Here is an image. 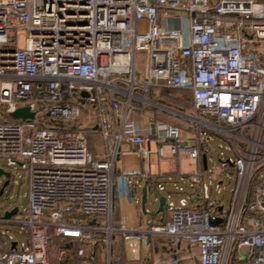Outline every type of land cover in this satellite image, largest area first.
<instances>
[{
  "label": "built area",
  "instance_id": "built-area-1",
  "mask_svg": "<svg viewBox=\"0 0 264 264\" xmlns=\"http://www.w3.org/2000/svg\"><path fill=\"white\" fill-rule=\"evenodd\" d=\"M152 89L191 91V110L159 104ZM23 107L34 119L11 121ZM152 109L178 115L186 129L133 119ZM210 134L235 156L223 162L235 177L227 211L204 179ZM93 135L105 143L100 158L89 147ZM166 149L198 170L191 193L166 197L163 222L147 230L115 221L119 202L135 205L137 180L148 177L126 157L161 162ZM0 160L10 174L2 187L14 188L19 172L29 184L26 208L0 204V264H52L53 241L67 239L81 264H112L117 235L144 246L147 235L186 243L199 264H231L234 254L241 264H264V3L0 0ZM150 189L155 199L165 191L154 182ZM10 227H20L17 240Z\"/></svg>",
  "mask_w": 264,
  "mask_h": 264
},
{
  "label": "crops",
  "instance_id": "crops-1",
  "mask_svg": "<svg viewBox=\"0 0 264 264\" xmlns=\"http://www.w3.org/2000/svg\"><path fill=\"white\" fill-rule=\"evenodd\" d=\"M213 2L215 0H212ZM261 3H264V0H257ZM152 98L157 101L159 104L171 108L174 111H182L188 113L191 108L182 110L177 108L178 105L183 106L184 103L192 104V92L188 90H173V89H163V90H154L151 91ZM164 103H162V102ZM143 118L145 124L150 123L151 121L163 123V122H172L183 126V129H186L184 126V121L178 115H173L172 113H167L164 111L151 110V114L142 117L139 114H134L133 119ZM118 131V126L115 124L114 132ZM109 149L114 147L113 141L109 142ZM89 147L91 152L96 157H101L105 152V143L99 135H93L89 139ZM167 159L164 161H159V158L156 155H152L148 160H144L137 156L135 153L128 155L126 158L134 162L135 167H138L146 173L148 177L146 179H138L134 187V195L136 199L135 205H129L124 201H120L118 208L115 213V221H124L127 228L134 230H147L146 228H133L128 226L127 218H124L122 215V205L125 204L129 207L133 206L137 209L139 203V188H147L148 193L150 194V183L154 182L157 184H163L164 181L170 180L172 177L180 175V161H174L171 159L169 150L166 149ZM163 163H167L164 167ZM175 166V167H172ZM166 192V189L165 191ZM142 199V191H141ZM131 207V208H133ZM163 214L156 215L152 220V224H159L163 222ZM135 238L136 244L132 248V254L136 256L128 257L125 249V243L130 241L129 239H124L121 235H117L113 241V253H112V264H191L192 251L186 243H182L180 246L175 247L171 240L163 237H155L147 235L144 246L143 240L137 237ZM199 262V261H198Z\"/></svg>",
  "mask_w": 264,
  "mask_h": 264
},
{
  "label": "rangeland",
  "instance_id": "rangeland-1",
  "mask_svg": "<svg viewBox=\"0 0 264 264\" xmlns=\"http://www.w3.org/2000/svg\"><path fill=\"white\" fill-rule=\"evenodd\" d=\"M148 29L147 22L142 21L139 22L138 31L140 33H145ZM24 42V37L20 38V45ZM137 69L139 74H143L145 69V62H144V54L138 53L137 57ZM205 130L203 129V134ZM205 139V134H204ZM208 146L205 148V154L208 158V169L203 171L204 179L206 184L209 187V190L212 192L211 194V201L217 202L220 204L223 202L224 210L227 211L230 206V201L232 197V190L235 185V177L232 171L228 167L223 166V162L227 161L228 158H232L235 160V156L229 150L228 144L222 140L220 137L215 135H208ZM5 160H0V165H5ZM164 167H166L167 163H163ZM172 167H175L172 165ZM198 170L195 166H193L187 158H182L180 161V175L172 177L170 180L164 181L162 186L166 189V192H159V189L156 190L157 195H163L165 197L171 198L172 201L178 202L182 198L188 197V194L194 188L193 183L191 182V175L196 174ZM17 184L12 188V185L6 187L4 194L0 197V204L4 208L13 207H21L26 208L28 199L27 194L29 191V184L26 179H24L23 172H19L16 175ZM221 182V191L217 192V185ZM2 187V181L0 179V189ZM180 189L183 190L184 193H178ZM141 191L142 188H139V203L137 205V209L131 208L125 204L122 205V215L124 218L128 220V226L133 228H140L144 229L148 226L153 225L152 220L154 218V214L158 209V202L154 198L152 192L149 194L148 203L146 205L147 215H145L141 208ZM8 230V231H6ZM5 232H7L8 236L14 237L17 240L16 232L20 230V227H10L6 228ZM24 239H26V232H24ZM1 240H5L8 242V247L11 245V242L6 237L1 238ZM130 241L125 243V249L128 257L136 256L132 254V248L134 244H136L135 238H130ZM6 247V250L7 248ZM112 249V253H113ZM57 251L54 250L52 252V257L55 258L57 256ZM113 258V256H112ZM103 264H106L104 262ZM191 264H199L198 262V255L196 251L192 252Z\"/></svg>",
  "mask_w": 264,
  "mask_h": 264
},
{
  "label": "water",
  "instance_id": "water-1",
  "mask_svg": "<svg viewBox=\"0 0 264 264\" xmlns=\"http://www.w3.org/2000/svg\"><path fill=\"white\" fill-rule=\"evenodd\" d=\"M87 96V95H85ZM10 117L13 120H32L35 117V113L31 112L30 109L28 107H23V108H19L17 109L15 112L10 114ZM154 133V131H153ZM202 161H203V169L204 171H206L208 169V165H207V156L204 154L202 156ZM4 176V177H9L10 174L8 172L3 171L2 169L0 170V177ZM8 185V181L5 182L4 186L0 189V197L3 194L4 191V187H6ZM148 199H149V193L147 188H143L142 189V199H141V208L142 211L145 215H147V210H146V205L148 203ZM157 202H158V209L155 212L156 215L162 214L165 211V203H166V197L163 195H158L157 196ZM17 211V209H14L12 212H9L6 214V217L9 218L10 216H12L13 214H15ZM221 211V209H220ZM222 222V219L219 218L217 221L211 222L212 226H217L218 224H220Z\"/></svg>",
  "mask_w": 264,
  "mask_h": 264
},
{
  "label": "trees",
  "instance_id": "trees-1",
  "mask_svg": "<svg viewBox=\"0 0 264 264\" xmlns=\"http://www.w3.org/2000/svg\"><path fill=\"white\" fill-rule=\"evenodd\" d=\"M175 106H177V108L178 107L181 108L182 110H186L188 108H191L192 104L184 103V105L181 106L176 103ZM10 120L14 121L13 119ZM54 250H56L58 254L55 258L51 256L52 264H81V262H79V260L76 257L75 244L71 240L67 239L63 243L54 240L52 245V252ZM231 264H241L240 262L237 261L236 254L233 255Z\"/></svg>",
  "mask_w": 264,
  "mask_h": 264
}]
</instances>
